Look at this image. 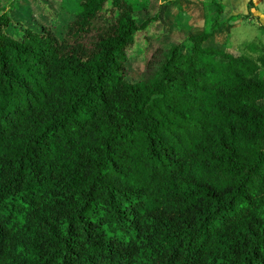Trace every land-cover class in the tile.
Masks as SVG:
<instances>
[{
	"label": "trees",
	"instance_id": "1",
	"mask_svg": "<svg viewBox=\"0 0 264 264\" xmlns=\"http://www.w3.org/2000/svg\"><path fill=\"white\" fill-rule=\"evenodd\" d=\"M25 1L0 3V264H264V45L215 46L216 0L147 55L175 0Z\"/></svg>",
	"mask_w": 264,
	"mask_h": 264
},
{
	"label": "rangeland",
	"instance_id": "2",
	"mask_svg": "<svg viewBox=\"0 0 264 264\" xmlns=\"http://www.w3.org/2000/svg\"><path fill=\"white\" fill-rule=\"evenodd\" d=\"M10 1L12 2L14 0H0V3L6 4V8H10L8 5ZM31 1L32 0H26L24 4L19 5L18 9L13 10L16 14H18L17 16H22L24 23L28 22L33 17L39 18L41 15V11L37 9L34 3L31 4ZM53 1L54 0H49L51 9L57 10L58 7L56 4H53ZM151 1L152 5L146 15L153 14L158 9L159 1ZM249 1H252L251 8H256L260 15H264V0H247L246 9L244 8V0H222L226 7L225 14L233 12V15H236L242 13L243 9H245L241 18L243 22L240 24L238 22L237 24L239 25H236L237 27H235L230 35L227 36V45L236 49L241 48L246 41H255L258 39L260 41V39H262L264 43V30H262V27L259 25L260 21L253 16L252 10L248 9L247 5ZM197 3L199 5L201 3V6H193V4ZM215 10L216 6L212 0H182V2L178 0L176 3L171 4L170 9L165 13V21L172 27L170 33L164 35L159 40H152L147 47L144 45V42L141 41L135 45L134 48L141 47L144 54L147 55L157 47H169L176 42L177 39H182L186 36L187 25L189 24L193 26V28L188 31L190 35H197L201 32L203 26L207 22H210V17ZM183 12L186 13L187 16L189 15V19L187 21H185ZM49 14L50 13L48 11L45 12L46 16ZM262 23L264 24V20ZM143 68L144 64L142 62H139L136 57H131L126 64V79L131 82L139 80L142 77Z\"/></svg>",
	"mask_w": 264,
	"mask_h": 264
},
{
	"label": "crops",
	"instance_id": "3",
	"mask_svg": "<svg viewBox=\"0 0 264 264\" xmlns=\"http://www.w3.org/2000/svg\"><path fill=\"white\" fill-rule=\"evenodd\" d=\"M178 0H175L174 3H176ZM180 2H182V0H179ZM217 2H219L220 0H216ZM213 2V1H212ZM222 0L219 2L221 5H222V13L220 15V18L219 20L222 22V25L221 27L215 31V34L213 37H211V42L215 45V46H218V47H223V46H226L227 45V36L230 35V33L233 31V29L235 27H237L241 22H243V20L241 19L242 16H243V12L244 10L246 9V2L247 0H244V3H245V9H243L242 13L240 14H236V15H233V12H229L228 14H225V5L223 4ZM172 3V4H174ZM204 5V4H203ZM171 6V5H170ZM170 6H169V9H170ZM193 6H201V3L200 5L197 3V4H193ZM191 8V6H190ZM168 9V10H169ZM249 9V8H248ZM250 10H252V14L253 16H255L257 18L259 22V25L262 27V30H264V24L262 23L263 20H264V15H260V13L257 12V9L256 8H251ZM184 13V12H183ZM235 14V13H234ZM230 15V16H228ZM184 18H185V21H187L189 19V15L187 16L186 13L183 14ZM226 17V18H224ZM206 19V18H205ZM204 19V20H205ZM239 22V24H237ZM203 24V22H202ZM237 25V26H236ZM171 26V25H169ZM189 27V28H188ZM202 27V26H201ZM193 26L192 25H187V29L188 31H190V29H192ZM205 28V25L203 26L201 32L203 31V29ZM200 32V33H201ZM259 41V39H258ZM248 42V41H246ZM260 42H262V44L264 45L262 39H260ZM230 46V45H228Z\"/></svg>",
	"mask_w": 264,
	"mask_h": 264
}]
</instances>
